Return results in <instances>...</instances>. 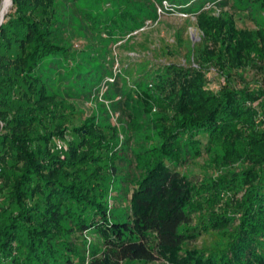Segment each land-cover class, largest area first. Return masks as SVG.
Here are the masks:
<instances>
[{"label": "trees", "instance_id": "16d2710c", "mask_svg": "<svg viewBox=\"0 0 264 264\" xmlns=\"http://www.w3.org/2000/svg\"><path fill=\"white\" fill-rule=\"evenodd\" d=\"M109 1L120 10L126 0ZM166 1L199 13L203 41L187 42L197 66L152 72L143 63L134 91L111 77L109 106L99 102L70 129L83 111L66 89L90 94L97 75L57 35L79 4L86 17L102 7L12 0L0 27V264H264V27L238 29L227 12L204 11L213 0ZM236 2L264 12V0ZM116 14V28L131 16ZM102 27L113 41L109 24ZM212 69L223 80L217 90ZM118 111L116 127L110 115ZM57 138L68 150L54 149ZM129 149L139 173L127 205L114 211L108 192L123 182L116 161ZM200 158L214 169L201 182L171 168ZM203 235L201 246L192 244Z\"/></svg>", "mask_w": 264, "mask_h": 264}, {"label": "rangeland", "instance_id": "374dc122", "mask_svg": "<svg viewBox=\"0 0 264 264\" xmlns=\"http://www.w3.org/2000/svg\"><path fill=\"white\" fill-rule=\"evenodd\" d=\"M111 2L109 0H97L102 10L97 11L95 14L93 11L94 7H91V17H86V10L88 9L82 6L84 3L82 5L79 4V8L75 10L76 18L73 19L74 21L71 20L70 23H62L60 25L61 31L57 35L59 41L71 45V51L84 52L87 58H82L79 55V64L83 65L84 69L91 70V72L97 75L95 78L97 79L96 82L94 81V85L90 86L92 88L90 94L85 92L83 96H78L73 89H66L70 94L67 97L68 101L77 104V108L83 111L82 114H79V118H74V124L69 126L70 129L74 126H80L81 120L96 112L95 107L99 102L104 103L106 107L109 106L110 102L105 100V95L107 83L113 81L111 77L116 79L115 83H117L118 88L126 87L125 89L134 91L133 83L142 77L140 68L143 63H148V68L152 72L158 70L160 67L171 64H177L186 68L197 66L190 57L191 51H188L187 42L190 41L193 46L203 41V33L198 25L196 16L199 13H185L182 9L174 7L166 0H162L161 2L156 0H126L120 10H125L127 13L131 12V16L125 17L124 24L116 28L111 21L114 18L118 19L116 13L120 10H115L114 7H111ZM252 7L253 9L250 10L244 5L240 9L237 7L236 0H213L206 4L203 10L208 11L210 8H213L215 11L214 15L217 16L222 12H227L233 16L238 29L254 30L258 27H264V12L261 10L259 4L252 5ZM12 8L13 2L6 15L11 12ZM92 15H96L94 19L96 22L94 23L95 26L91 25L93 24ZM133 19H135L136 23H133ZM105 22L113 30L111 31L113 33L110 35L114 37L113 41L108 39L109 33L104 32L105 28L102 26ZM68 67H70V63ZM68 67L64 66L61 72H69L70 69ZM214 72V69H212V72L208 76L211 77L210 87L217 90L220 84L223 83V80ZM249 74L247 76H250V80L257 79L256 76L254 77L253 72ZM122 79L125 80L126 84H122ZM65 83L66 81H62L60 84L66 85ZM120 119L124 120L121 111L110 115V123L113 126L119 127ZM2 126L0 123V128ZM102 131L107 138L113 135V130L108 127L103 128ZM67 137L69 140L74 139L71 131L67 133ZM120 137L123 138L121 132ZM58 143L63 145L62 151L68 150L67 140L54 139L53 147L55 150L58 149ZM131 145L132 143L130 142ZM122 158L116 161V165L118 167V177H121L123 182L118 184L115 189H111L110 187L108 192L109 206L115 208L114 211H118L117 207L127 205L131 192L135 187V177L139 173L138 168H136L135 158L130 149L124 153ZM171 168L190 177L193 182H201L208 172V174L214 173V169L205 165L203 158L195 161L187 160L177 168L173 166ZM232 168L238 171L240 165L236 164ZM188 215L193 218L195 216L194 213H188ZM207 238L206 235H203L193 240L192 244L201 246ZM78 240L79 242L82 241L80 238ZM88 241L92 244L98 243L96 235H89ZM123 264L170 263L164 259H160L153 263L125 262Z\"/></svg>", "mask_w": 264, "mask_h": 264}, {"label": "bare ground", "instance_id": "6f19581e", "mask_svg": "<svg viewBox=\"0 0 264 264\" xmlns=\"http://www.w3.org/2000/svg\"><path fill=\"white\" fill-rule=\"evenodd\" d=\"M11 5H12V0H3L2 7H1V10H0V18L3 15H6V13L9 11Z\"/></svg>", "mask_w": 264, "mask_h": 264}, {"label": "water", "instance_id": "95a60500", "mask_svg": "<svg viewBox=\"0 0 264 264\" xmlns=\"http://www.w3.org/2000/svg\"><path fill=\"white\" fill-rule=\"evenodd\" d=\"M4 18H5V15H3V16L1 17V20H0V27H1L2 23L4 22Z\"/></svg>", "mask_w": 264, "mask_h": 264}, {"label": "built area", "instance_id": "2783aa9c", "mask_svg": "<svg viewBox=\"0 0 264 264\" xmlns=\"http://www.w3.org/2000/svg\"><path fill=\"white\" fill-rule=\"evenodd\" d=\"M58 149H60V150L63 149V145L61 143H58Z\"/></svg>", "mask_w": 264, "mask_h": 264}]
</instances>
